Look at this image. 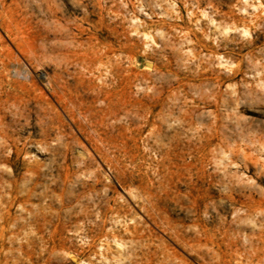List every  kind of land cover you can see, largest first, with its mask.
I'll use <instances>...</instances> for the list:
<instances>
[{"label":"rangeland","instance_id":"374dc122","mask_svg":"<svg viewBox=\"0 0 264 264\" xmlns=\"http://www.w3.org/2000/svg\"><path fill=\"white\" fill-rule=\"evenodd\" d=\"M264 0H0V264H264Z\"/></svg>","mask_w":264,"mask_h":264},{"label":"bare ground","instance_id":"6f19581e","mask_svg":"<svg viewBox=\"0 0 264 264\" xmlns=\"http://www.w3.org/2000/svg\"><path fill=\"white\" fill-rule=\"evenodd\" d=\"M264 89V88H263Z\"/></svg>","mask_w":264,"mask_h":264}]
</instances>
